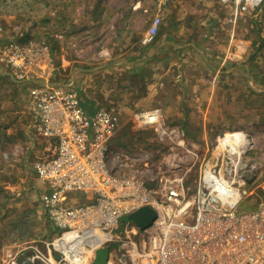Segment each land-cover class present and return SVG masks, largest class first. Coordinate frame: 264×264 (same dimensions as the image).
<instances>
[{
  "label": "built area",
  "instance_id": "1",
  "mask_svg": "<svg viewBox=\"0 0 264 264\" xmlns=\"http://www.w3.org/2000/svg\"><path fill=\"white\" fill-rule=\"evenodd\" d=\"M167 1H156L149 40ZM220 1L230 5L236 22L262 0ZM4 40L0 64L24 89L27 135L49 145V153L33 166L44 186L42 206L56 229L41 248L21 254L6 249L5 264L20 256L30 264H90L104 246L110 249L109 264H264V201L256 209L238 210L246 193L239 175L246 140L242 130L224 132L218 145L224 138L228 144L214 161H202L192 178L196 142L167 123L160 107L136 110L133 123L152 129L168 148L154 174L143 179L131 169L137 159L113 146L117 114L102 106L86 109L74 78L58 76L50 46ZM77 193L89 198L77 203L72 197ZM142 206L155 211L151 225L139 230L127 220L135 229L119 237L113 229Z\"/></svg>",
  "mask_w": 264,
  "mask_h": 264
},
{
  "label": "rangeland",
  "instance_id": "2",
  "mask_svg": "<svg viewBox=\"0 0 264 264\" xmlns=\"http://www.w3.org/2000/svg\"><path fill=\"white\" fill-rule=\"evenodd\" d=\"M156 1L0 0V45L5 38L22 43L30 40L46 42L54 55L58 76L65 80L74 76V85L86 109L93 111L102 106L117 114L119 127L113 146L137 159L131 169L143 179L154 174L168 148L158 143L152 129L133 123L132 114L136 110L158 106L166 122L175 124L177 122L171 117L178 110L173 104L181 107L182 121L177 126L196 142L199 151L189 172L192 178L202 161L207 158L214 161L222 145L225 146L227 138L218 145L224 132L242 130L246 140L239 175L244 180L246 193L238 210L256 209L264 201V0L239 16L233 25L229 21L228 7L225 3L220 4V0H216L217 16L202 11L206 7L203 0H181V8L190 6L181 14L196 17L194 22L198 17L207 16L213 26L218 24L217 30L227 26L231 39L239 44L228 50L233 53L239 49L236 58L239 62L229 64L225 61L220 67L219 61L221 74L216 79L211 75L214 70L208 67L201 72L206 77L191 78L190 84L181 79L178 87L172 88L164 85V80L158 76L161 53L156 52V46L162 38L169 36L170 31L178 34L184 31V35L195 37L206 30L202 24L186 30L187 25H177L172 18L163 26L164 18L170 11L174 12L173 7L178 4V0H168L154 37L150 35L153 41L143 44ZM216 1L213 0V6ZM184 35H181L183 39ZM185 48L178 49L175 56H188L183 53ZM5 84L16 86L20 106L19 112H14L17 116H13L15 114L6 105L8 95L0 94V264H5L6 249L13 254L28 252L34 246L41 248L56 234L42 206L40 197L44 186L33 166L37 159L49 153V149L46 150L49 145L37 136L30 151L24 89L0 78V86ZM188 86L195 87L190 95ZM202 87L208 89L204 94L198 92ZM217 87L222 90L216 97L224 105H218L220 109H216L213 116H219L220 122L203 125L200 118L203 113L197 107L198 97L203 99L199 106L204 105L205 97L216 92ZM169 89L174 93L167 95ZM190 101L194 117L190 116ZM22 109L25 118L18 119L23 115ZM237 118L240 127L222 124L223 119L237 121ZM190 119L194 124L189 123ZM72 197L77 203L89 198L78 193ZM132 229H135L134 224L125 220L113 231L123 238ZM110 247L112 249L114 244Z\"/></svg>",
  "mask_w": 264,
  "mask_h": 264
},
{
  "label": "crops",
  "instance_id": "3",
  "mask_svg": "<svg viewBox=\"0 0 264 264\" xmlns=\"http://www.w3.org/2000/svg\"><path fill=\"white\" fill-rule=\"evenodd\" d=\"M212 2L213 0H203V3L206 4V7H205V10H202V9L201 10L203 12H207L208 14L217 16L216 7L219 8L218 2L216 1L215 6H213ZM219 3L222 4L221 1ZM225 5L229 9L228 11L229 21H231L233 25L235 24V22H233L231 18V7L229 4H225ZM189 7L190 6L187 7L185 5L184 7L182 6L181 8V0H178V4L176 5V7H173L174 8L173 11L174 10L175 11L174 12L170 11L167 14V16L164 18L163 26H165L167 24V21L170 18H172L177 25H180V23L183 24L184 26L187 25L186 30H190L191 27L196 24H202L205 26L206 32L202 34L199 33V35L194 37L193 34L190 36L184 35V31H181V33L179 34L176 32L170 31L169 36L162 38L155 48L157 49L156 52L161 53V55L159 54V59L161 61V70L158 73V76L162 77V79L164 80L163 82L164 85H167L169 88L178 87L181 79H184L186 83L190 84L191 78L199 79L201 77H206L205 74L202 76L201 72L202 70L208 67L214 70L211 73V75H212V78L216 79L217 77H219V74H221V71L218 68L219 61L221 62L220 67L223 65V62L225 61L226 63H229V64H232L233 62H239V60L236 59L238 58V54L240 52L239 49H235V52L233 53L230 52V50H232L235 47V45H239V44L235 42L234 39L233 40L231 39L229 35V29L227 28V26L223 27L224 29L219 31L217 30L218 24H215L213 26L211 19H208L207 16L203 18L198 17L199 19H197L196 22H194L196 17L194 19L193 17H190V15L181 14L184 8L189 9ZM220 7L223 8V6H220ZM224 9L227 10L225 7ZM165 10L163 11V16H164ZM163 16H162V19H163ZM186 16H189V17H186ZM145 34H144V39L142 43L143 44H148L149 42L151 43L154 38L152 40H149L146 34L147 36V39H146ZM181 35H184L185 39H183ZM185 40H188V41H185ZM181 47H187L185 48L186 50L183 53L187 54L188 56H184V55L175 56V54L179 52L178 49H180ZM228 48H230V50H228ZM227 51L230 54H227L226 53ZM221 53H224V54L220 56ZM55 65H56V62H55ZM56 69H58L57 65H56ZM8 75H9L8 71H6V69L0 64V78L7 79V81H10L11 83L17 84V82L10 75L9 76ZM72 78H74V76L73 77L71 76L69 79H72ZM17 86L19 85L17 84ZM194 90H195V87L190 88L188 86L189 95L192 92H194ZM207 90L208 89H206L205 87H202L201 89L198 90V92L204 94ZM221 90H222L221 87H217L216 92L213 91L209 94V96L205 97L204 100L206 102L204 105H201V106L199 105L201 104V101L203 99L198 97L197 101L199 102L197 103V107L200 108L201 112L203 113V115L200 114V118L201 120H203V125H216L217 123L220 122L219 116L214 117L213 114L216 111V109H220V107L217 108L218 105L220 104L224 105L223 101H221L219 98L217 99L216 97V93L218 95V93ZM16 91L17 89H16V86L14 85L0 86V94L8 95L7 96L8 100H7L6 105L8 109L12 110L13 113L16 112V110L19 112L18 108L20 106L19 104H17ZM172 93L174 92L171 89H169V91L167 92V95L172 94ZM174 101L176 102V100ZM173 105H174L173 108L175 110H178V112L175 113L176 115L171 117V119L181 124L182 114L179 111L181 110V107L178 104H173ZM192 106H193V103L192 101H190L189 102L190 111L193 110ZM194 106H196L195 103H194ZM21 111L23 115H19L20 117H18V119H20L21 116H24L25 118L24 109H22ZM14 114L15 115L13 116L16 117L17 116L16 113ZM193 114L194 112L192 111L190 116L194 117ZM224 119L222 120V124L227 125V126H233L236 124L238 125L239 124L238 122H240L239 118L236 119L237 121L235 120L230 121L231 119H228V120H224ZM27 120H28V115L26 113L25 123H27ZM195 121L196 120H194V122ZM177 123L175 124L179 125ZM189 123L194 124L192 122V119L189 120ZM238 126L240 127L241 125H238ZM27 137H28V140L30 141L28 143V146H30V151H32L33 150L32 148L35 142L33 143V140H31L29 135H27ZM12 138L15 139L14 136Z\"/></svg>",
  "mask_w": 264,
  "mask_h": 264
},
{
  "label": "water",
  "instance_id": "4",
  "mask_svg": "<svg viewBox=\"0 0 264 264\" xmlns=\"http://www.w3.org/2000/svg\"><path fill=\"white\" fill-rule=\"evenodd\" d=\"M155 218V211L150 206H142L127 215L126 220L132 221L139 230L148 228ZM110 249L104 246L95 251V257L90 264H109ZM17 261L21 264H30L25 256H20Z\"/></svg>",
  "mask_w": 264,
  "mask_h": 264
},
{
  "label": "bare ground",
  "instance_id": "5",
  "mask_svg": "<svg viewBox=\"0 0 264 264\" xmlns=\"http://www.w3.org/2000/svg\"><path fill=\"white\" fill-rule=\"evenodd\" d=\"M228 142V139H226V142H224L225 143V146L228 144L227 143ZM13 264H21L19 261H16L15 263H13ZM22 264H24V262H22Z\"/></svg>",
  "mask_w": 264,
  "mask_h": 264
},
{
  "label": "trees",
  "instance_id": "6",
  "mask_svg": "<svg viewBox=\"0 0 264 264\" xmlns=\"http://www.w3.org/2000/svg\"><path fill=\"white\" fill-rule=\"evenodd\" d=\"M125 220H126V218L122 219V221H125Z\"/></svg>",
  "mask_w": 264,
  "mask_h": 264
}]
</instances>
